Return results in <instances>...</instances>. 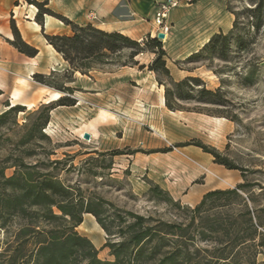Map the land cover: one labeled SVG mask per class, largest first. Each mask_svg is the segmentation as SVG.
I'll return each instance as SVG.
<instances>
[{"label": "rangeland", "instance_id": "rangeland-1", "mask_svg": "<svg viewBox=\"0 0 264 264\" xmlns=\"http://www.w3.org/2000/svg\"><path fill=\"white\" fill-rule=\"evenodd\" d=\"M227 1L236 10L244 5L243 0L178 3L168 18L167 67L176 76L200 77L209 89L220 87L228 100L225 107L234 113L235 120L195 110L217 111L221 106L181 102L182 110L171 111L161 105L164 87L146 67L154 57L150 52L138 54L134 58L137 65L130 63L122 68L114 61L84 75L71 72L64 59L63 64L56 63L53 55L47 54L40 58L35 72L53 85L73 87V92L40 83L32 73L28 77L33 84L26 85L25 98L44 94L43 99L29 107L14 104L17 106L9 109L6 95L0 96V177L30 211L34 225H75V230L99 249V258L112 259L108 249H101L105 233L95 218L82 213V222L77 224V198L95 193L119 207L176 221L180 211L149 198L147 179L167 190L181 205H187L182 202L187 195L225 184L216 170L219 164L210 154L192 144L175 146L192 139L217 148L239 165L251 162L261 170L256 177L264 181V26L249 37L252 42L248 49L233 52L226 61L185 60L213 33L227 32L231 27L233 15L226 9ZM175 9L181 10L179 15H173ZM9 61L0 57V69L15 82L24 83L7 66ZM250 68L254 69V80L244 86L239 77ZM54 93L68 96L74 104L46 103ZM84 133L89 134L88 139ZM167 147L171 150L158 151ZM112 149L122 154H99ZM204 154L210 160H204ZM256 263L264 264L261 253Z\"/></svg>", "mask_w": 264, "mask_h": 264}, {"label": "trees", "instance_id": "trees-1", "mask_svg": "<svg viewBox=\"0 0 264 264\" xmlns=\"http://www.w3.org/2000/svg\"><path fill=\"white\" fill-rule=\"evenodd\" d=\"M25 1L37 8V23L41 24L42 16L47 14L70 27V34H44V38L68 63L71 72L88 74L90 70H101V65L114 61L118 66L137 65L134 58L140 53L150 52L154 57L146 67L155 74L157 83L164 87L167 109L182 110L181 102L215 105L221 106L220 109L195 110L235 120L234 113L225 107L228 100L220 87L209 89L200 77L193 75H185L179 80L172 78L166 65V52L157 37L147 34L141 42L119 32L103 31L91 24L78 25L45 7V1ZM243 1L240 10L233 9L227 1L226 9L233 15L231 27L227 32L218 30L213 33L199 49L186 56V61H226L233 52L249 48L252 42L249 37L252 38L264 26V0ZM10 27L12 38L6 41L19 53L34 57L38 49L21 38L14 21H10ZM124 52L125 59L119 61ZM32 77L67 93L74 91L71 86L51 84L41 73L35 72ZM239 80L244 86L252 84L254 69L250 68ZM2 93L0 89V95ZM51 102L74 104L73 99L66 95L46 103ZM16 106L7 107L13 109ZM190 144L210 154L214 163L237 170L241 180L232 187L206 191L191 207L181 205L167 190L147 179L149 198L163 201L180 211L176 221L119 207L95 193L77 198L74 204L79 215L77 224L82 222V213L91 214L105 233L101 249H108L112 259L99 258V249L87 236L76 231L75 225H34L30 211L15 193L7 189L0 177V264H259L256 256L261 253L264 257V181L256 174L261 170L254 168L251 162L239 165L233 157L199 139L175 146ZM228 148L227 143L225 149ZM169 150L171 147L158 149L161 152ZM99 154L112 157L122 152L112 149ZM106 166L111 167V158Z\"/></svg>", "mask_w": 264, "mask_h": 264}, {"label": "crops", "instance_id": "crops-1", "mask_svg": "<svg viewBox=\"0 0 264 264\" xmlns=\"http://www.w3.org/2000/svg\"><path fill=\"white\" fill-rule=\"evenodd\" d=\"M37 1H45V7L63 15L64 17L78 25L91 24L92 26L103 31L119 32L132 39L140 40L147 34L153 35L154 33H156L157 28L153 23L155 4L158 1L164 0ZM176 1L178 3H181L184 0ZM174 8H172L171 11ZM36 11L37 8L33 4L27 3L25 0H0V57H6L10 59L7 66L13 71L14 75H19V77L24 80V83L15 82L13 77L8 76L3 72V70L0 69V89L3 91L0 96L6 95V98L10 102V104L17 103L25 107L33 105L34 102L43 99L44 96V94H41L39 97L38 95H34V97H32L31 99L25 98L26 85L33 84L32 79H30L28 75H31L39 69L40 58L47 54H50L53 55L56 63L63 64L64 62L61 55L56 52L49 43L47 44V41L44 38V34L71 33V29L68 25H65L61 20L47 14H44L42 16L41 24L37 23L35 21ZM180 12V9H175L172 13L174 16H176L179 15ZM10 21H14L21 38L28 44L38 49V53L34 57H27L19 53L6 41V39L12 38ZM167 36L168 34L162 40L164 42L163 47L166 55ZM188 54H190V52ZM124 67L125 66H122V68ZM178 71L181 70L178 69ZM103 73L107 74L110 72ZM171 74L176 78L175 80H179L184 76L178 73V75L176 76V73L173 74L172 71ZM53 95H49L46 100L52 98ZM160 104L164 106L163 97L160 100ZM203 156L204 160L206 161L210 160L211 158L207 154H204ZM216 170L223 176V180L225 182L224 185L204 188L197 195H187L185 199H182V202L184 204L192 206L200 200L201 196L206 191L213 188L232 187L240 181L239 173L236 170H223L220 169L219 165H217Z\"/></svg>", "mask_w": 264, "mask_h": 264}, {"label": "built area", "instance_id": "built-area-1", "mask_svg": "<svg viewBox=\"0 0 264 264\" xmlns=\"http://www.w3.org/2000/svg\"><path fill=\"white\" fill-rule=\"evenodd\" d=\"M176 6H178V2L176 0H164L156 2L153 15V23L156 26L157 31L151 36L157 37L158 33H162L163 38H161L160 40L162 41L164 39V37L169 33L170 30V25L168 23L169 13L171 9ZM143 39L144 37L140 40Z\"/></svg>", "mask_w": 264, "mask_h": 264}, {"label": "bare ground", "instance_id": "bare-ground-1", "mask_svg": "<svg viewBox=\"0 0 264 264\" xmlns=\"http://www.w3.org/2000/svg\"><path fill=\"white\" fill-rule=\"evenodd\" d=\"M48 44V43H47ZM142 54V53H141ZM136 58V57H135ZM28 86V85H27ZM23 90V89H22ZM57 92V91H56ZM14 94V93H13ZM15 96V95H14ZM12 97V96H11ZM60 97V95H59V93H54V95H53V97L52 98H50L49 100H47L46 102H49V101H52V100H56L57 98H59ZM18 99V98H17ZM13 102V101H12ZM17 104V103H16ZM11 105H14V103H11ZM6 108H8V107H6ZM217 119V118H216Z\"/></svg>", "mask_w": 264, "mask_h": 264}, {"label": "water", "instance_id": "water-1", "mask_svg": "<svg viewBox=\"0 0 264 264\" xmlns=\"http://www.w3.org/2000/svg\"><path fill=\"white\" fill-rule=\"evenodd\" d=\"M157 38H159V39L163 38V34H162V33H158V34H157ZM83 137H84L85 139H88V138H89V134H88V133H84V134H83Z\"/></svg>", "mask_w": 264, "mask_h": 264}]
</instances>
